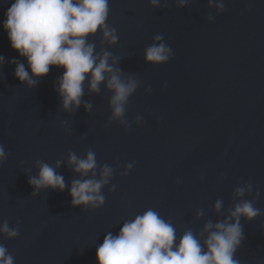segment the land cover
<instances>
[{
	"label": "water",
	"instance_id": "1",
	"mask_svg": "<svg viewBox=\"0 0 264 264\" xmlns=\"http://www.w3.org/2000/svg\"><path fill=\"white\" fill-rule=\"evenodd\" d=\"M14 2L0 0V55L5 57L0 145L7 154L0 166V225L19 222V235H0V245L15 264H98L97 248L106 234H119L124 221L149 208L171 220L178 238L187 229L199 234L207 221L230 215L239 202L235 189L248 182L253 190L243 199L262 214L241 219L245 239L234 258L239 264H264V0H223V13L209 8L208 0H188L184 8L177 7L178 0H160V8H152L149 0H109L107 23L117 30L119 42L109 48L99 35L90 42L97 52L106 47L120 57L117 66L125 77L134 75L140 82L128 102V131L118 122L107 125L112 93L103 85L95 94L85 83L83 101L92 102L91 112L83 102L66 112L55 90L65 69L52 67L31 88L15 77L12 59L31 70L3 28ZM156 34L173 51L166 64L145 62V49ZM137 115L142 126L134 123ZM61 121H68L70 132ZM89 149L98 165L115 169L98 209L71 204L72 181L81 177L68 165V152L83 157ZM36 160L54 168L63 162L56 169L66 182L63 192L32 194L28 178L38 175ZM133 161V171L123 176ZM217 199L224 204L220 213ZM200 209L203 217H197Z\"/></svg>",
	"mask_w": 264,
	"mask_h": 264
},
{
	"label": "clouds",
	"instance_id": "2",
	"mask_svg": "<svg viewBox=\"0 0 264 264\" xmlns=\"http://www.w3.org/2000/svg\"><path fill=\"white\" fill-rule=\"evenodd\" d=\"M152 8H160V0H149ZM188 0H178L177 7L184 8ZM209 8L218 13L225 11L223 0H208ZM3 28L7 32L11 47L21 57L26 58L31 74L23 62L12 59L16 65L15 77L30 88L39 83V79L49 74L52 67L63 68V75L58 78L55 88L63 110L75 112L83 102L87 112H91V101H83L85 83L90 92L101 93L103 85L112 93L110 97L111 116L107 125L118 122L128 131L132 124L126 119L130 97L140 87L134 75L125 77L117 66L120 57L114 56L106 47L99 52L90 38L99 35L100 44L113 47L118 44L117 30L107 23L109 0H15L5 13ZM209 21L214 17L209 15ZM154 43L145 49L146 63L166 64L173 56L170 46L165 43L162 34L153 37ZM5 57L0 55V66ZM151 88L146 89L150 94ZM136 126H142L143 120L137 115ZM61 127L70 132L68 121H61ZM7 161V154L0 145V166ZM63 162L57 161L54 168L50 164L36 160L38 175L28 178L33 187V195L41 190L52 189L63 192L66 182L56 171ZM68 165L81 178L72 181L70 188L73 207L98 209L105 204L103 188L113 179L115 169L108 164L98 165L96 154L89 149L81 157L75 152H68ZM135 161L128 163L121 173L128 176ZM179 182V181H178ZM110 191H116L113 185ZM253 184L248 182L237 187L234 197L239 202L234 205L230 215L222 221L204 224L199 234L187 229L177 236L171 220L166 221L154 209L149 208L134 219L124 221L119 234L108 232L104 241L97 248L98 264H239L235 259L237 250L245 239L241 219L252 221L262 213L254 207V202L243 199L246 192L251 193ZM260 191H256V199ZM215 210L220 213L223 201L217 199ZM205 215L204 209L197 212V217ZM206 234V236H205ZM0 235L15 239L19 235V222L10 227L7 220L0 225ZM0 264H15V258L7 248L0 245Z\"/></svg>",
	"mask_w": 264,
	"mask_h": 264
}]
</instances>
